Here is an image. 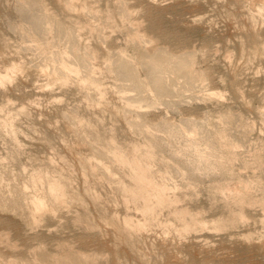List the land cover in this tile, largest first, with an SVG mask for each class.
Instances as JSON below:
<instances>
[{"label": "clouds", "instance_id": "1", "mask_svg": "<svg viewBox=\"0 0 264 264\" xmlns=\"http://www.w3.org/2000/svg\"><path fill=\"white\" fill-rule=\"evenodd\" d=\"M0 264H264V0H0Z\"/></svg>", "mask_w": 264, "mask_h": 264}]
</instances>
